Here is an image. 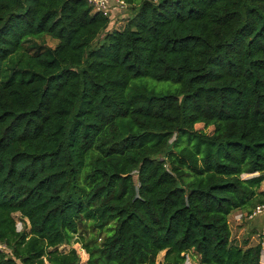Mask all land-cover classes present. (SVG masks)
I'll list each match as a JSON object with an SVG mask.
<instances>
[{
	"label": "trees",
	"instance_id": "trees-1",
	"mask_svg": "<svg viewBox=\"0 0 264 264\" xmlns=\"http://www.w3.org/2000/svg\"><path fill=\"white\" fill-rule=\"evenodd\" d=\"M123 1L106 30L88 0H0V264H78L88 225L86 264H264L228 221L264 203V0Z\"/></svg>",
	"mask_w": 264,
	"mask_h": 264
},
{
	"label": "rangeland",
	"instance_id": "rangeland-1",
	"mask_svg": "<svg viewBox=\"0 0 264 264\" xmlns=\"http://www.w3.org/2000/svg\"><path fill=\"white\" fill-rule=\"evenodd\" d=\"M110 7L112 10L109 12V24L106 30L121 29L125 24L126 18L128 16H132L134 13L133 11H131L128 5L121 8L117 2L111 4ZM114 9H116L117 12H115ZM103 33H105V31ZM103 33L100 34L95 40L91 42V44L89 45V48H95L101 44L102 39H103L102 38ZM35 37H39V35L34 36L32 38H35ZM57 42H58L57 39L50 38L47 36L44 40V43H45L44 45L52 47ZM19 56H20V50L13 53L11 59L8 58L6 60V63H8L9 61L15 60ZM133 82H136L138 84H146L148 88L154 89L158 92H172V91H175L179 87L178 83H175L172 81H158V80H153L148 77H141V78L133 79L130 82V84ZM195 127L203 128V125L201 123H197ZM212 130L213 128L210 126V127L205 128L204 131L206 133H211ZM243 176H246V175H243ZM260 190L264 191V181L261 183ZM240 212L244 213V211H241V210H234L231 212V214L228 217V221H229L231 233H232V236H231L232 242L241 244L242 239H245V238L249 239V244H255L259 241L262 242L263 248H262V253H261V262H264V212L259 213L250 219L246 217H242L241 219H238L236 215L237 213H240ZM14 218L16 220L17 229L18 230L23 229L25 225L20 215L18 213H15ZM28 227H29L28 224H26V228ZM104 234H106V230H101V231L92 230L88 225L86 226L85 232L83 234L84 235V238L82 239L83 242L81 241L76 242V240L80 238V236L76 234L73 237L70 244L61 245L59 246V249L63 252H68L72 247L75 248L80 256V261L78 264H86V259L88 258V254L86 253L83 247L84 241L90 240L96 236H98L97 239L100 240V238L103 237ZM0 250H4L8 252V249L4 245H1V244H0ZM163 256H164V251H161L156 257V262L163 260ZM184 264H198L196 255H194L192 252H189Z\"/></svg>",
	"mask_w": 264,
	"mask_h": 264
},
{
	"label": "built area",
	"instance_id": "built-area-1",
	"mask_svg": "<svg viewBox=\"0 0 264 264\" xmlns=\"http://www.w3.org/2000/svg\"><path fill=\"white\" fill-rule=\"evenodd\" d=\"M89 3L92 4L93 9L95 11H102L106 14L109 15V12L112 10L111 9V4L117 2L118 5L123 8L126 6L125 2L123 0H88ZM116 12L117 10L114 9ZM264 212V203H259L257 204L250 213H237V218L241 219L242 217L246 218H253L255 215Z\"/></svg>",
	"mask_w": 264,
	"mask_h": 264
},
{
	"label": "crops",
	"instance_id": "crops-1",
	"mask_svg": "<svg viewBox=\"0 0 264 264\" xmlns=\"http://www.w3.org/2000/svg\"><path fill=\"white\" fill-rule=\"evenodd\" d=\"M116 12V11H115Z\"/></svg>",
	"mask_w": 264,
	"mask_h": 264
}]
</instances>
